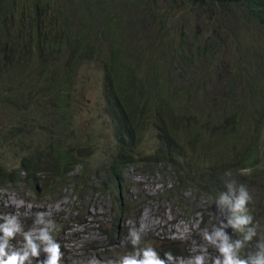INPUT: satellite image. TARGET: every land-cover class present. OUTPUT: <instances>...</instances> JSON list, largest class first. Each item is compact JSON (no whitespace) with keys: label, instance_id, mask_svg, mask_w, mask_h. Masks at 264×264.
I'll list each match as a JSON object with an SVG mask.
<instances>
[{"label":"trees","instance_id":"obj_1","mask_svg":"<svg viewBox=\"0 0 264 264\" xmlns=\"http://www.w3.org/2000/svg\"><path fill=\"white\" fill-rule=\"evenodd\" d=\"M76 6L72 23L61 0H0V112L11 114L0 125V185L20 181L34 192H51L70 182L78 195L92 167L101 178L93 188L114 195L111 242L126 213L117 190L128 163L154 160L174 176L168 190L189 187L214 198L227 191V181L249 188L264 179V0H106L100 22L94 5L79 0ZM139 22L157 28L148 43L138 38L127 48L128 25L137 29ZM85 60L101 64L104 108L112 116L115 141L104 164L81 158L94 152V140L80 142L74 153L60 133L33 144L36 132L22 130L29 114L43 115L49 104L58 121L70 119ZM169 65L181 67L183 82L181 70L169 73ZM197 96L205 99L202 111L185 104ZM144 126L154 130L156 143L150 153H134L129 144L136 145ZM22 137L25 146H15ZM13 153L16 166L9 167ZM243 168L251 175H241ZM252 216L257 237L241 255L264 236V209Z\"/></svg>","mask_w":264,"mask_h":264},{"label":"rangeland","instance_id":"obj_2","mask_svg":"<svg viewBox=\"0 0 264 264\" xmlns=\"http://www.w3.org/2000/svg\"><path fill=\"white\" fill-rule=\"evenodd\" d=\"M61 1L68 20L74 23L79 10L76 3L79 4V0ZM105 1L91 0L88 4L86 0H82V6L94 5L98 15L95 22H100L106 11L103 6ZM200 21L202 27L207 28L201 19ZM121 25L118 26L121 28L123 27ZM136 26L137 29L128 25V32L125 36L127 48L134 43L133 41H138V38L147 42L157 28V26L143 25L140 22ZM128 57L134 58V55L129 54ZM171 70H181V67L169 65L167 71L171 73ZM182 71H180L181 82L186 78ZM220 81L221 79L216 81L217 86ZM73 87L75 89L72 102L74 111L70 114L68 121L65 115L61 116L58 121L49 104L42 109L43 115L38 113L36 117L35 114H29L28 116H32L30 122H25L22 130L30 129L36 132L31 138L33 144L39 141L46 143V136L50 138L60 133L62 134L60 141L63 142L66 139L67 146L74 153L79 151L77 146L80 142L90 143L94 140L95 142L89 149L93 150L96 147L94 152L87 159L81 158L85 162L104 164L114 147L115 137L112 116L104 108L101 64L93 60L81 62ZM204 101L205 99L197 96L185 104L190 108L198 107L202 111L206 107ZM208 101L214 100L209 97ZM14 116L15 114H13V119L16 120ZM1 119L7 121L11 119V114L0 112V125L4 122ZM27 133L24 132L26 137ZM261 133L264 135V120ZM199 134L200 143L205 145V132L200 130ZM28 137L30 139V135ZM124 139H126L125 135ZM18 143L25 146V138L22 137L18 142L16 141L15 146H19ZM155 143L154 130L146 129L144 126L139 141L136 145L129 144V146L134 147V153H137L139 149L141 154H147L153 150ZM89 150L82 151V154ZM196 151V154H199L198 150ZM153 162L154 160L145 164L131 162L121 170L117 192L126 213L124 212L125 215L122 213L116 222V238L111 242L107 241V232L115 214L114 195L107 190L101 192L95 190L96 183L101 178H97L92 167L87 168L85 184L78 195L74 194L70 182H63L59 188L51 192L43 190L34 192L20 181L0 185V216L15 215L24 231L36 232L42 227L36 223V213L46 212L48 214L46 219L56 225L57 230L52 235L61 245L63 252L61 264H120L122 257L133 251L130 244L125 247L120 244L121 240L127 237L130 227L142 230L140 247L150 245L161 257L171 247L180 253L172 254L175 264H188L189 260L196 255H203L205 264H213V259L218 252L204 239L203 233L205 230L211 233L219 227L220 222L228 214L227 209L220 212L216 205L217 198L189 187L177 186L174 190H168L167 187L174 180V176L167 167L161 164L153 166ZM6 165L16 166L14 153L13 160H8ZM262 166L264 167V164ZM79 167L80 165H77L74 171L77 168L80 169ZM237 185L240 184L237 183ZM247 190L252 196L248 208L253 215L259 212V208L264 209V179L261 178L255 187L250 186ZM179 193L181 195H175ZM225 231L234 240L230 228ZM21 240L22 237L18 235L12 243L19 246ZM41 255L43 256V253ZM32 264H36L35 259Z\"/></svg>","mask_w":264,"mask_h":264},{"label":"clouds","instance_id":"obj_3","mask_svg":"<svg viewBox=\"0 0 264 264\" xmlns=\"http://www.w3.org/2000/svg\"><path fill=\"white\" fill-rule=\"evenodd\" d=\"M239 171L245 176L252 173L251 168ZM225 175L230 176L231 173ZM225 187L227 191L220 193L216 205L220 212L227 209L228 214L219 227L211 233L207 230L203 233L204 239L218 252L213 264H264V236L256 240L254 247L246 255H241L242 250L248 248L253 238L257 237V228L248 208L252 196L245 185H237L234 180L225 182ZM47 215L46 212L36 213V223L42 225L36 232L24 231L15 215L0 216V264H32L33 259L36 264H61V245L52 235L57 230L56 225L46 219ZM228 228L239 233L240 238L232 240L225 231ZM18 235L22 240L16 246L12 241ZM141 237V229L129 228L127 237L120 244L122 247L130 244L133 251L123 256L120 264H175V258L170 252L161 257L150 245L140 247ZM188 264H205V257L196 255Z\"/></svg>","mask_w":264,"mask_h":264}]
</instances>
